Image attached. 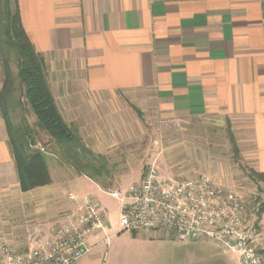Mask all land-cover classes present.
Returning <instances> with one entry per match:
<instances>
[{
	"label": "crops",
	"instance_id": "obj_1",
	"mask_svg": "<svg viewBox=\"0 0 264 264\" xmlns=\"http://www.w3.org/2000/svg\"><path fill=\"white\" fill-rule=\"evenodd\" d=\"M17 1L56 106L92 154L108 155L110 141L125 134L128 99L158 120L228 119L248 164L264 173V0ZM46 162L51 183L21 192L0 117V233L13 231L17 244L22 220L50 223L74 207L69 193L81 200L104 192L77 174L65 193L51 170L61 166ZM2 215H12V224ZM89 243L73 264H104L109 243L114 254L132 246L143 259L170 264H240L211 241H179L164 231Z\"/></svg>",
	"mask_w": 264,
	"mask_h": 264
},
{
	"label": "built area",
	"instance_id": "obj_2",
	"mask_svg": "<svg viewBox=\"0 0 264 264\" xmlns=\"http://www.w3.org/2000/svg\"><path fill=\"white\" fill-rule=\"evenodd\" d=\"M104 192L119 204L115 229L93 196L69 193L74 207L27 227L23 247L0 233V264H73L93 247L91 238L107 245L118 233L144 231L211 241L238 255L240 264H264L262 200L225 189L205 173L174 178L148 163L138 182Z\"/></svg>",
	"mask_w": 264,
	"mask_h": 264
},
{
	"label": "rangeland",
	"instance_id": "obj_3",
	"mask_svg": "<svg viewBox=\"0 0 264 264\" xmlns=\"http://www.w3.org/2000/svg\"><path fill=\"white\" fill-rule=\"evenodd\" d=\"M10 67L13 75V92L9 107L11 122L14 126L26 123L34 129L35 133L31 148L43 149L42 151L46 157L51 158L57 166H61L57 168L53 163L51 165L52 173L55 179H63V191L65 193L71 191L76 186L75 180L67 179H69V176L79 175V173L62 159L55 144L36 129L34 116L25 102L24 104L21 102L22 86L16 76V60L13 52L11 53ZM126 100L129 106L131 103L128 99ZM139 111L140 116L133 109L128 110L126 114V132L125 134L121 132L120 140L110 141L111 146L107 150L108 155L102 156L92 154V152H79L81 161L78 165L86 172L87 175L85 176L100 183L101 189L105 191L117 187L126 188L130 184L138 182L144 167L148 163H153L161 173L174 178H188L205 173L225 189L234 190L248 199L257 198L262 200L263 213H261L262 218L260 217V228L264 232V183L250 176L249 169L252 167L242 154L237 144L236 133L233 132L228 119L219 116H208L200 119L169 121L166 119L158 120L146 111L141 109ZM229 132L232 133L236 142V150L233 148ZM122 135H125L124 139ZM108 142L106 141V143ZM83 145L85 146L84 143ZM95 196L94 198L97 200L100 209L103 211L107 209L106 218L116 227L119 214L117 201L105 192L98 190ZM2 218H6L5 223H8L7 225L12 224L14 220L12 215H2ZM36 223L38 222H27L26 224V221H21L20 225L24 224V228L18 234L19 243L16 244L19 247L24 246L27 227ZM2 235L13 242L16 238L13 231L11 233L5 230ZM127 236L128 232H121L112 236L110 241L114 239L124 240ZM216 246L222 249L217 244ZM104 264L170 263H167L164 258L160 260L143 259L132 246H122V250L118 254H114L109 243Z\"/></svg>",
	"mask_w": 264,
	"mask_h": 264
},
{
	"label": "trees",
	"instance_id": "obj_4",
	"mask_svg": "<svg viewBox=\"0 0 264 264\" xmlns=\"http://www.w3.org/2000/svg\"><path fill=\"white\" fill-rule=\"evenodd\" d=\"M16 60V76L22 86L21 102H25L35 118V127L46 135L57 147L62 159L79 173L87 175L80 167L79 152L90 153L81 142L77 133L62 118L51 93L46 64L42 54L37 52L29 40L20 19L17 0H0V117L3 120L8 137L17 181L21 192L51 183L46 155L40 148H31L34 129L26 123L14 126L10 119L9 107L13 92L11 73V53ZM137 115L139 109L131 105ZM24 122V120H23ZM233 148L237 145L231 132ZM249 174L255 180L264 183V173L253 168ZM259 254L264 262V246Z\"/></svg>",
	"mask_w": 264,
	"mask_h": 264
}]
</instances>
